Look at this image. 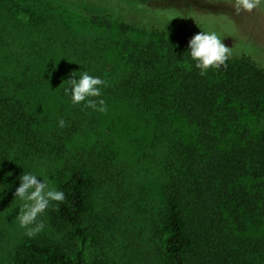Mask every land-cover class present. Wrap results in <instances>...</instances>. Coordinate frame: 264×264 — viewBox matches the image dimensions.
I'll return each instance as SVG.
<instances>
[{
	"label": "trees",
	"instance_id": "obj_1",
	"mask_svg": "<svg viewBox=\"0 0 264 264\" xmlns=\"http://www.w3.org/2000/svg\"><path fill=\"white\" fill-rule=\"evenodd\" d=\"M102 18L106 23L99 15L91 21L125 37L137 31ZM192 36L184 28L172 34L153 29L146 42L127 37L121 43L126 70L80 69L107 82L101 97L105 111L130 105L151 136L161 197L159 203L144 199L140 216L130 213L124 221L136 229V220L141 221L149 238L156 239L150 264H264V235L252 234L264 226V128L253 131L239 122L264 116V66L243 54L200 75L187 52ZM58 69L30 59L0 74L1 178L32 171L34 163L51 154L46 145L52 136L70 127L65 120L63 129L49 126L42 115L45 95L64 93L66 80L75 78ZM88 109L83 115L89 124L96 122L102 112ZM57 177L65 201L53 202L47 212L62 240L26 236L12 264H110L99 245L104 233L96 171L81 162L59 169ZM121 195L120 210L125 203ZM119 218L122 226L123 216ZM89 242L97 249L92 260L86 253Z\"/></svg>",
	"mask_w": 264,
	"mask_h": 264
},
{
	"label": "rangeland",
	"instance_id": "obj_2",
	"mask_svg": "<svg viewBox=\"0 0 264 264\" xmlns=\"http://www.w3.org/2000/svg\"><path fill=\"white\" fill-rule=\"evenodd\" d=\"M93 15H99L100 22L106 23L102 17L108 16L110 21L127 23L137 31L125 37L118 29L92 22ZM182 28L193 35L214 30L232 49V57L246 54L264 66V7L237 15L228 0H0V74L30 59L52 70L59 68L57 73L65 76H78L82 67L126 70L121 43L127 37L146 42L153 29L172 34ZM62 94L45 95L42 115L48 117L49 126L56 127L62 119L70 127L52 136L46 145L51 154L43 163H34L31 172H43L57 188V172L63 167L83 162L95 170L99 177L97 208L103 214L104 234L99 245L105 247L109 263L150 264L149 255L157 250L156 239L149 238L141 221L136 220L137 229L124 221L130 213L140 216L138 206L144 199L159 203L161 197L150 134L145 133L130 105H111L89 124V117L83 114L88 115L90 109L73 105ZM73 120L78 127L71 134ZM239 122L253 131L264 128V116L242 117ZM0 185H8L0 192V264H12L26 237L15 219L22 203L14 199L19 180L4 174ZM120 192L125 200L121 210L116 207L122 205L117 198ZM119 216H123L122 226ZM39 219L45 222V229L37 235L62 240L50 225L47 210ZM252 234L263 236L264 226ZM90 242L86 253L92 260L97 249Z\"/></svg>",
	"mask_w": 264,
	"mask_h": 264
},
{
	"label": "clouds",
	"instance_id": "obj_3",
	"mask_svg": "<svg viewBox=\"0 0 264 264\" xmlns=\"http://www.w3.org/2000/svg\"><path fill=\"white\" fill-rule=\"evenodd\" d=\"M228 2L237 15L242 12L251 13L254 9L264 7V0H228ZM187 48L188 55L195 68L199 69L200 75H205L209 69L225 65L232 55V49L225 46L221 35L214 30H202L193 35L188 41ZM71 75L75 78L66 80L67 85L63 89L70 102L73 105L83 103L84 107L95 111H105V100L101 97L102 89L107 86V82L99 76L90 75L86 70L80 71L78 76L74 73ZM59 125L64 126L62 119ZM17 179L19 185L15 188L14 199L22 203L18 205L19 212L15 219L19 227L25 229V235L32 238L45 229V222L39 217L53 205V202L63 203L65 193L51 186L43 172L24 171ZM7 187L8 185H0V192Z\"/></svg>",
	"mask_w": 264,
	"mask_h": 264
}]
</instances>
